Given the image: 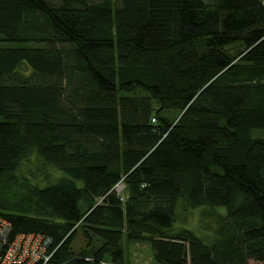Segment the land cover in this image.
<instances>
[{
  "label": "trees",
  "instance_id": "trees-1",
  "mask_svg": "<svg viewBox=\"0 0 264 264\" xmlns=\"http://www.w3.org/2000/svg\"><path fill=\"white\" fill-rule=\"evenodd\" d=\"M0 41L8 239L47 236L44 264H124L133 242L264 264L262 0H0Z\"/></svg>",
  "mask_w": 264,
  "mask_h": 264
},
{
  "label": "built area",
  "instance_id": "built-area-1",
  "mask_svg": "<svg viewBox=\"0 0 264 264\" xmlns=\"http://www.w3.org/2000/svg\"><path fill=\"white\" fill-rule=\"evenodd\" d=\"M123 190L122 183L114 187L117 194ZM10 224L0 217V264H44L50 253V240L41 234H15L9 238Z\"/></svg>",
  "mask_w": 264,
  "mask_h": 264
},
{
  "label": "rangeland",
  "instance_id": "rangeland-1",
  "mask_svg": "<svg viewBox=\"0 0 264 264\" xmlns=\"http://www.w3.org/2000/svg\"><path fill=\"white\" fill-rule=\"evenodd\" d=\"M262 2L264 4V0H262ZM0 43L2 42L0 41ZM152 106L156 108L155 102H152ZM253 135L262 137L264 136V130H254ZM29 165L33 166V164H28L27 167L29 169ZM40 178L41 177H39V179ZM220 211H222V208ZM175 212L176 217L173 223V228L176 229L184 226L194 230L196 235L202 231V228L200 227L201 224H203L202 220H207V218L200 214L202 212L201 208H194L181 212L178 206L176 207ZM83 244L84 239L80 232H77L72 243L73 250H77ZM124 258L126 260L124 264H150V251L148 245L144 242H133L128 244L124 251Z\"/></svg>",
  "mask_w": 264,
  "mask_h": 264
}]
</instances>
